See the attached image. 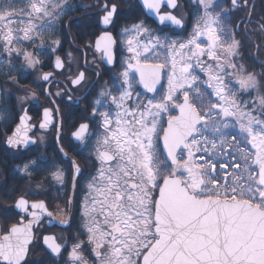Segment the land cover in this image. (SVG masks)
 <instances>
[{"label":"snow or ice","instance_id":"obj_1","mask_svg":"<svg viewBox=\"0 0 264 264\" xmlns=\"http://www.w3.org/2000/svg\"><path fill=\"white\" fill-rule=\"evenodd\" d=\"M142 2L160 23L183 27V18L171 11L161 12L162 6L178 9V0ZM247 2L228 0L225 7L217 0H196L201 14L192 35L179 43L168 38L162 41L142 23L124 30L134 31L135 36L147 33V43L127 40L135 63L129 61L121 74L120 94L112 95L111 90L101 93L110 98L116 111L100 113L105 135L94 149L100 167L82 205L87 240L76 238L68 251V264H90L84 254L86 246H91V264H264V81L242 64L238 67L240 42L225 23L234 9ZM23 4L20 7L15 0H0V41L9 56L23 55L29 66L35 67L38 57L17 45L24 41L43 43V32L71 5L68 0H23ZM103 10L102 23H113L117 6L105 3ZM261 28L264 30V25ZM53 44L59 45V40ZM115 44L109 32L96 41V49L110 64L115 63ZM157 48L167 53L162 60ZM150 52L160 62L150 63ZM56 67H63L59 58ZM131 69L139 72V83L153 94L166 77L167 88L160 99L154 95L142 101V94L135 93V102L128 104L134 94ZM197 69L206 73V79H201ZM50 75L44 74L42 79L48 81ZM84 79L81 72L73 83ZM233 81L238 85L235 89ZM253 91L257 97L250 109L238 99L237 92ZM213 96L214 102L209 99ZM173 109L178 114H171ZM165 114L166 128L161 124ZM28 119L25 115L7 138L10 146L34 143L27 135ZM52 123V112L45 109L39 127L48 128ZM87 135V123L73 133L81 142ZM242 144L251 145L254 151ZM200 152L205 155L197 157ZM233 152L243 164L234 163L233 171L225 172L228 164L221 163L218 172L217 163L224 157L236 159ZM73 166L78 175L79 165L73 161ZM29 168L25 164L23 171L27 174ZM52 176L64 182L62 171ZM16 207L25 213L31 208L53 215L43 202L30 204L23 196ZM64 211L61 209L60 215ZM31 216L28 223L21 221L0 232V264H32L29 245L39 215L33 211ZM43 240L56 256L66 250L55 236Z\"/></svg>","mask_w":264,"mask_h":264},{"label":"flooded vegetation","instance_id":"obj_2","mask_svg":"<svg viewBox=\"0 0 264 264\" xmlns=\"http://www.w3.org/2000/svg\"><path fill=\"white\" fill-rule=\"evenodd\" d=\"M105 3L109 6L111 4L117 6L113 23L109 25L102 23ZM217 3L225 7L229 6L228 0H217ZM178 4V9L162 6L161 12L171 11L177 17L183 18V27H178L168 21L160 23L158 16L154 12H148L141 0H80L76 9L73 10L70 7L65 13L69 14L66 25L73 22L77 28L75 34L69 35L72 47L56 56L52 62V68L44 69L54 70L56 76L60 78L50 85L54 99L47 91L48 97H40L32 91L27 93L28 95H25L27 97L22 102L19 101L20 110L17 112L16 119L7 123L0 130L1 232L6 230L7 215L13 219L9 228L12 224L21 222L23 219H32L31 212H37L39 220L34 224V241L28 254L32 264H68V251H70V246L75 243L76 238L79 237L81 241L87 240L84 230L87 218L82 215V205L85 197L89 194L88 185L100 167L94 150L97 141L105 135L102 126L103 118L100 113L116 111L114 106L108 104L104 106L102 99L105 96L102 97L101 93L111 90L114 81L120 82L121 74L127 68L129 61L135 63L132 60L133 53L127 49V40L132 39L130 34L134 31L125 32L124 30L133 29L134 25L142 23L149 33L160 36L163 40L168 38L177 43L187 40L192 35L195 22L201 14L200 6L197 5L196 0H178ZM225 23L233 29L235 39L240 42V55L236 58L238 67L242 64L247 71L256 74L259 80L264 81V30L261 28L264 25V0H248L246 6L232 11ZM105 32L111 33L116 40L115 63L113 64H108L106 56L96 49L97 38ZM147 35L144 33L135 36L134 32V38L145 43H147ZM202 40L206 41V38H202ZM157 49L159 50V48ZM60 57L64 59V66L61 70H57L54 62ZM141 59L143 60V58ZM204 59L207 60V57ZM208 63L212 62L208 61ZM82 69L85 70V79L80 84L73 85V78ZM228 71L232 70L228 69ZM69 74H73V76L69 78ZM129 74L136 80L134 92L142 94V101H146L154 95L155 97L162 95L167 85L165 77L157 92L149 93L139 85V78L134 69H131ZM197 74L202 80L206 79V73L197 69ZM232 87L234 89L238 87L235 81L232 82ZM87 90L88 92H86ZM237 97L246 103L248 108L255 107L253 101L256 100V92L253 91L250 94L237 92ZM135 99L133 96V99L129 101L130 104H133ZM209 99L215 101L214 96ZM97 100H102V103L96 105ZM45 107H51L55 117V122L48 130L39 127ZM25 109L30 118L27 123V135L34 143H29L27 147L24 145L12 147L7 144V138L20 121V116ZM94 109L95 115L93 114ZM171 114H178V110L173 109ZM60 117L61 143L81 166V171L75 180V188H73V161L63 156L56 140ZM166 119L167 114L161 119V124L165 128L167 127ZM82 123L89 125V135L86 136L85 142L78 141L73 137V133ZM229 131L235 132L236 130L230 129ZM241 146L247 147L249 151H254L251 145L242 144ZM203 155H205L203 152L196 153L197 157ZM236 158L242 165L243 162L239 156ZM225 159L224 157L217 164L220 165ZM33 161H35L34 165L31 164ZM25 164L30 165L27 174L23 171ZM57 170L64 173L63 183L56 181L52 176V173ZM21 196L27 199L30 204L43 202L53 215L49 217L41 210L31 208L28 213L23 212L16 207L17 200ZM61 209L65 210L64 215H60ZM64 219H67L68 223H60ZM45 235L55 236L57 242L65 246L66 250L61 256H56L51 253L50 249H47L43 240ZM90 247L86 246L84 254L89 258L91 264L92 254L88 250Z\"/></svg>","mask_w":264,"mask_h":264},{"label":"trees","instance_id":"obj_3","mask_svg":"<svg viewBox=\"0 0 264 264\" xmlns=\"http://www.w3.org/2000/svg\"><path fill=\"white\" fill-rule=\"evenodd\" d=\"M21 0H15V3H20ZM80 0H69L71 9H76L77 4ZM69 19V14H64L62 20L59 23V27L55 32L43 36V43L40 40H37L35 44L29 43L28 47L31 50H34L36 56L39 59V66L41 69L52 68V62L56 54H62L63 51L72 47L70 40V34H75V29L77 25L73 22H69L68 26L66 22ZM54 40H59V48L56 50L57 45L53 44ZM43 49H40V47ZM42 50V51H41ZM0 55L2 57L8 58L12 61V66H7L4 69H0V130L4 126L13 122L17 117V112L20 110V98L26 93L27 90L32 89L33 87L36 90L38 96L48 97L44 87L37 86V82L40 81L43 84L45 82L36 78V73L32 68H29L26 65V61L23 55H16L13 53L9 56L6 52L3 51V48L0 47ZM59 73V72H58ZM73 74H69V78ZM31 262L30 257L28 258Z\"/></svg>","mask_w":264,"mask_h":264},{"label":"rangeland","instance_id":"obj_4","mask_svg":"<svg viewBox=\"0 0 264 264\" xmlns=\"http://www.w3.org/2000/svg\"><path fill=\"white\" fill-rule=\"evenodd\" d=\"M68 3H69V0H68ZM18 5H19L20 7H23V6H24V4H23V0H21V2L18 3ZM68 10H69V8H66V9L63 11V13L60 15L59 19L55 20V21L53 22V25H52L50 28L46 29V30L43 32V36H45V35H47V34H51V33L55 32L58 28H60V27H59V23H60V21L62 20L63 15H64ZM130 37H131L132 39L134 38V32H132V33L130 34ZM162 41H163V39H162ZM140 42H141L142 44L145 43L144 41H140ZM29 43H30L29 41H24V42H22L21 44L17 45V47H19L21 50H27L28 52H31V53H33L34 55H36L35 52H34V50H31V49L28 47ZM59 46H60V44L57 45V47H56L55 49L57 50V49L59 48ZM0 47L3 48V42H2V41H0ZM40 49H43V47L41 46ZM41 51H42V50H41ZM156 53L159 54V57H160L161 60L163 59L164 56L167 55V53H166L163 49H160V48H159V50L157 49ZM57 55H58V54L55 55V58H56ZM148 56H149V61H152V60H154V61H158L156 55H154L153 53H151V52L148 53ZM55 58H54V59H55ZM142 58H143V57H142ZM158 62H160V61H158ZM12 65H14V64H12V61H11L10 59L5 58V57H2V56L0 55V69H4V68H6L7 66H12ZM26 65H27L29 68H32V69L35 71V73H36V78H37L38 80L42 79V78H41V75H42V72L44 71V69H41L40 66H39V64H37L35 67H31V66H29L28 63H26ZM166 72H167V70H166ZM129 75H130V74H129ZM130 77H131V82H132V84H133V88H134V85L136 84V83H135L136 80H135L131 75H130ZM165 80H166V78H165ZM119 83H121V84H119ZM165 83L167 84V80L165 81ZM113 84H114V85H111V94H112V95H117V96H118V95L120 94V90H121V88L123 87V78H122V75H121V78H120V82H115V81H114ZM36 85L39 86V87H42V86H43L44 89L46 88L45 84L42 85V83H41L40 81H38ZM120 86H121V87H120ZM135 86H136V85H135ZM166 88H167V85H166V87H165L164 90H166ZM31 91L34 92L35 94H37L35 91H39V90H36L34 87H33L32 89L27 90L26 93H24L23 96L20 98V101L22 102V101L27 97V96H25V95H28L27 93H30ZM135 93H138V92H134V94H133L134 97H135ZM162 95H163V93H162ZM162 95L156 97V99H157V100L160 99V97H161ZM135 98H136V97H135ZM142 98H143V96L141 95V100H142ZM109 99H110V98L107 97V96H105V97L102 99V100H103V103H104V106H106V105L108 104L109 106H114V108L116 109V106H115V105L109 103ZM102 100H101V101H102ZM134 102H135V101H134ZM128 104L131 105L129 101H128ZM110 113L114 114L113 111H111ZM229 151H232V149H230ZM233 153H235V152H233ZM233 155L238 156L237 153H235V154H233ZM225 158H226V159L224 160L223 163H227V164H228V167H227L226 169H224V171H225V172H232V171H233V167H232L233 164H234V163H238L239 160H238V158H236L235 160H233V159L231 158V156H226ZM217 171H218V172L220 171V165H218V164H217ZM237 171H239V170H237ZM12 221H13V219L10 218V215H7V217H6V219H5V224H6V227H5V228H6V229L8 228V226L10 225V223H11Z\"/></svg>","mask_w":264,"mask_h":264},{"label":"water","instance_id":"obj_5","mask_svg":"<svg viewBox=\"0 0 264 264\" xmlns=\"http://www.w3.org/2000/svg\"><path fill=\"white\" fill-rule=\"evenodd\" d=\"M142 1V0H141ZM143 3V2H142ZM145 9L148 11V12H151V11H149L146 7H145ZM151 13H153V12H151ZM99 39V37L97 38V40ZM96 40V41H97ZM62 62H63V66H64V59L62 58V57H60L59 58ZM107 59V58H106ZM56 61H57V59L55 60V62H54V66H55V68L57 69V70H61L63 67H61V68H57L56 67ZM108 64H110V63H108ZM113 64V63H112ZM135 70V69H134ZM84 73V76H85V70L84 69H82L81 71H80V73ZM135 72L137 73V75H138V78H139V72H137L136 70H135ZM44 74H51L50 75V79L48 80V81H45L46 82V91H47V93L50 95V97H52L53 98V95H52V93H51V90H50V85H51V83L53 82V81H55V80H59L60 78L59 77H57L56 76V73H55V71L54 70H45V71H43L42 72V75H41V77H43V75ZM77 76H78V74L73 78V80H72V84L73 85H78V84H75V83H73V81L77 78ZM161 83H162V80H161V82H160V85H161ZM139 85L144 89V87H143V85L141 84V83H139ZM160 85H158L157 86V89L159 88V86ZM68 87H69V85H67ZM90 89V88H89ZM88 89V90H89ZM88 90L86 91V92H88ZM144 90H146V89H144ZM147 91V90H146ZM80 97H82V96H80ZM80 97H78V98H80ZM54 99V98H53ZM56 103V102H55ZM56 105H57V103H56ZM57 107H58V105H57ZM45 109H49V110H51V112H52V119H53V123L55 122V117H54V115H53V110H52V108L51 107H45L44 108V110ZM58 109H59V107H58ZM59 111V110H58ZM43 113H44V111H43ZM27 116V117H29L28 116V111L25 109L23 112H22V114H21V116H20V121L16 124V126H15V128H14V130H13V132L8 136V137H11L12 135H13V133L15 132V130H16V128L17 127H19L20 125H21V119L24 117V116ZM59 115H60V111H59ZM43 121V117H42V120H41V122ZM40 122V123H41ZM27 123H28V120L26 121V125H27ZM52 123V124H53ZM83 124V123H82ZM50 126H51V124L49 125V127L48 128H44L45 130H48L49 128H50ZM21 135L23 136V130H22V133H21ZM60 136H61V117H60V119H59V126H58V131H57V134H56V140H57V143H58V145H59V148H60V150L61 149H63V151H61L62 152V154H63V156L65 157V158H70L72 161H75V164H77V165H79V168H80V171H81V166H80V164L78 163V161L74 158V157H72L68 152H67V150L64 148V146L62 145V143H61V139H60ZM74 137V136H73ZM75 138V137H74ZM8 144V143H7ZM9 145V144H8ZM74 175H75V180H76V178H77V174H75L74 173ZM31 220V219H30ZM30 220H24L23 219V223H28ZM18 223H20V222H18ZM18 223H14V224H18ZM14 224H12V225H14ZM11 225V226H12ZM0 232H1V223H0ZM32 232H33V241H34V225H33V228H32ZM45 236H47V235H45ZM33 241H32V243H33ZM31 243V244H32ZM31 244L29 245V251H30V246H31Z\"/></svg>","mask_w":264,"mask_h":264}]
</instances>
